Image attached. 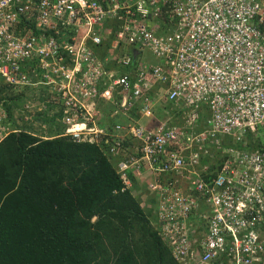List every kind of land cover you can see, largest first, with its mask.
<instances>
[{
    "label": "built area",
    "instance_id": "1",
    "mask_svg": "<svg viewBox=\"0 0 264 264\" xmlns=\"http://www.w3.org/2000/svg\"><path fill=\"white\" fill-rule=\"evenodd\" d=\"M263 25L264 0H0V80L46 85L76 141L105 133L98 99L123 114L137 102L139 118L113 130L139 155L116 172L125 186L126 168L148 175L172 259L264 264ZM151 92L174 104L162 121Z\"/></svg>",
    "mask_w": 264,
    "mask_h": 264
},
{
    "label": "trees",
    "instance_id": "2",
    "mask_svg": "<svg viewBox=\"0 0 264 264\" xmlns=\"http://www.w3.org/2000/svg\"><path fill=\"white\" fill-rule=\"evenodd\" d=\"M23 20L20 16L16 28ZM30 23L23 25L39 33ZM34 68L39 78L40 69ZM38 81L13 86L0 80L1 124L9 122L15 130L0 139V264H176L157 231L159 201L147 188L148 175L135 176L126 168L125 186L116 172L119 162L139 153L138 141L117 135L113 126L139 118L138 103L123 114L119 100L107 111L101 106L107 102L98 99L100 118L117 110L124 120L102 125L105 133L93 143L76 141L64 133L62 105L50 102V92L43 101ZM35 89L37 97L28 93ZM35 99L43 104L41 110H28ZM171 106L167 102L165 108ZM13 110L28 115L27 126L45 122L51 130L36 135L16 129ZM247 139L251 147L253 138ZM255 140L257 145L260 138ZM107 238L115 244H106Z\"/></svg>",
    "mask_w": 264,
    "mask_h": 264
},
{
    "label": "clouds",
    "instance_id": "3",
    "mask_svg": "<svg viewBox=\"0 0 264 264\" xmlns=\"http://www.w3.org/2000/svg\"><path fill=\"white\" fill-rule=\"evenodd\" d=\"M118 49H116V50H119L120 51V53H122L123 51H126L127 49H126V47L125 48H123V49H121L120 47H117ZM126 49V50H125ZM133 50H135L136 51V54L134 55V57L132 56V60L133 61H135V60H137L138 61V58L140 57V53H141V51H138V50H136V49H132L131 50V53H132V51ZM143 50H146V49H143ZM148 52H149V50H147ZM151 54V53H150ZM137 55V56H136ZM143 60V59H142ZM146 61H148V62H150L149 60H146ZM156 62H157V59H156ZM47 87L46 85H43V89H44V93H43V98H44V96H45V98L43 99V101H48V99L49 98H46V95L48 94L47 92V89H48V87L47 88H45V87ZM35 90H37V89H35ZM30 91H28V93H29ZM50 102H52V104H55L56 103V101H52V100H50ZM58 102V101H57ZM106 102V101H105ZM38 103V102H37ZM37 103H34V108H31V106H29L27 109L28 110H30V109H32V110H34V111H38V110H41V108H42V106H43V104H42V106L40 105V107H35L36 106V104ZM60 103H57V105H59ZM109 104H111V103H109ZM111 105H113V104H111ZM23 111V110H22ZM16 113H18V115H15V118L13 119L14 120V123H15V125H16V129H18V128H20V129H23V130H25L24 129V127L25 126H27V124H28V121H27V118H28V115L27 114H24V113H22V112H16ZM30 115V114H29ZM7 124V126H8V129H9V131L8 132H10V131H15V130H13L12 129V127H11V123H9V122H7L6 123ZM34 125V124H33ZM35 125H39V124H35ZM40 126H42L41 128H44V127H46V124H40ZM44 130H45V132L48 130V128L46 129V128H44ZM26 131V130H25ZM7 132V133H8ZM6 133V134H7ZM6 136V135H5ZM4 136V137H5Z\"/></svg>",
    "mask_w": 264,
    "mask_h": 264
},
{
    "label": "rangeland",
    "instance_id": "4",
    "mask_svg": "<svg viewBox=\"0 0 264 264\" xmlns=\"http://www.w3.org/2000/svg\"><path fill=\"white\" fill-rule=\"evenodd\" d=\"M125 52H128V49L125 51ZM149 60L151 63H155L156 62V58H154L151 54H150V52H148L147 50H142L141 51V53H140V57L138 58V60ZM34 91V90H33ZM36 93H39V91L38 90H35L34 91V93H32L31 91L29 92V94H31V95H35L36 97H37V95H39V94H36ZM28 94V93H27ZM29 94H28V96H29ZM27 96V97H28ZM32 97V96H31ZM39 98H41V97H39L38 96V99ZM30 102L32 101V102H35V103H37L38 102V100L37 99H35V100H29ZM42 103L41 102H39V103H37L36 104V106L35 107H40V105H41ZM108 106H109V109H111V107L112 106H110L109 105V102H107L106 103ZM42 106V105H41ZM18 111V110H17ZM17 111H15V110H13L12 111V116H13V119L15 118V115H18V113H16ZM157 115H158V117L159 116H161L162 115V112L160 111V112H157ZM16 119V118H15ZM14 121V120H13ZM41 123V122H40ZM42 124H46L45 122H43ZM25 127H27V128H25ZM24 127V129H26V130H29V131H32V132H34L36 135H40V133L41 132H45V130H44V128H46L47 129V125H46V127H44V128H41L42 126H40V125H29V126H25ZM150 209H148V211H149ZM121 233L124 235V238H123V240H124V242H127V236L125 235L126 233H123L122 231H121ZM106 244H115V242H114V240H111V239H109V238H107L105 241H104Z\"/></svg>",
    "mask_w": 264,
    "mask_h": 264
},
{
    "label": "crops",
    "instance_id": "5",
    "mask_svg": "<svg viewBox=\"0 0 264 264\" xmlns=\"http://www.w3.org/2000/svg\"><path fill=\"white\" fill-rule=\"evenodd\" d=\"M151 93H152V92H151ZM151 95H152L153 98L156 99L157 95H156L155 93H152ZM156 100H157V101L154 102V105H153V108H152V114H153L154 117H155V112H156V113H157V112H160L162 108H165V105H166V103H167V101H165L164 99H156ZM110 105H111V104H110ZM101 106H104V107H103L104 110H107V111L110 110L108 107H105L106 104H105V105H102V104H101ZM101 106H100V107H101ZM96 107H97V106H96ZM114 110H115V109H114ZM161 112H162V111H161ZM101 113H102V112H101ZM115 113H117V114L114 115ZM113 115H114V116H113ZM112 116H113V117H112ZM165 116H167V115H165V114L162 112V115H161V116H159L158 118L155 117L156 122H157V121H162V120H164ZM112 120H117L118 122H121V121L124 120V117H123L122 115H119V114H118V111L115 110V111H112V112L109 113V117H107L106 120H103V116H102V114H101V118L99 117V121H98L99 123H98V124H100V125H107V124H108V121L110 122V121H112ZM156 122H154V123H156ZM48 130H51V128L48 129Z\"/></svg>",
    "mask_w": 264,
    "mask_h": 264
},
{
    "label": "water",
    "instance_id": "6",
    "mask_svg": "<svg viewBox=\"0 0 264 264\" xmlns=\"http://www.w3.org/2000/svg\"><path fill=\"white\" fill-rule=\"evenodd\" d=\"M135 54H136V51L133 50V51H132V56L134 57Z\"/></svg>",
    "mask_w": 264,
    "mask_h": 264
}]
</instances>
